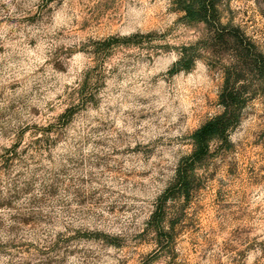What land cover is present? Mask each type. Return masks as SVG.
Returning a JSON list of instances; mask_svg holds the SVG:
<instances>
[{
	"label": "rangeland",
	"instance_id": "374dc122",
	"mask_svg": "<svg viewBox=\"0 0 264 264\" xmlns=\"http://www.w3.org/2000/svg\"><path fill=\"white\" fill-rule=\"evenodd\" d=\"M0 264H264V0H0Z\"/></svg>",
	"mask_w": 264,
	"mask_h": 264
},
{
	"label": "trees",
	"instance_id": "16d2710c",
	"mask_svg": "<svg viewBox=\"0 0 264 264\" xmlns=\"http://www.w3.org/2000/svg\"><path fill=\"white\" fill-rule=\"evenodd\" d=\"M214 7V6H213ZM208 5L203 1L201 15L203 10L207 11ZM205 13V12H204ZM223 104V111L214 117L210 118L204 125L198 128L194 134L193 139L195 143L194 157L201 159L204 157L210 148V142L215 137L224 136L228 133L239 120L238 110L243 105L242 91L235 86H227L223 89L221 94ZM196 160H194L196 162ZM183 171L179 170V175L182 177ZM187 180V177H183Z\"/></svg>",
	"mask_w": 264,
	"mask_h": 264
}]
</instances>
